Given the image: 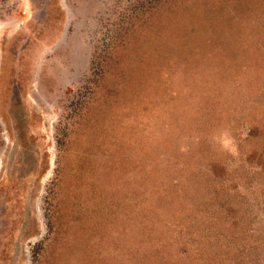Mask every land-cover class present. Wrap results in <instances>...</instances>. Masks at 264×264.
<instances>
[{
	"label": "rangeland",
	"instance_id": "1",
	"mask_svg": "<svg viewBox=\"0 0 264 264\" xmlns=\"http://www.w3.org/2000/svg\"><path fill=\"white\" fill-rule=\"evenodd\" d=\"M0 264H264V0H0Z\"/></svg>",
	"mask_w": 264,
	"mask_h": 264
}]
</instances>
